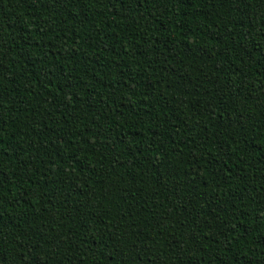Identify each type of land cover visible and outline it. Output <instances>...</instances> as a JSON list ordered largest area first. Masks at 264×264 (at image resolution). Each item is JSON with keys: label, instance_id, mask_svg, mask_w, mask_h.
<instances>
[{"label": "trees", "instance_id": "obj_1", "mask_svg": "<svg viewBox=\"0 0 264 264\" xmlns=\"http://www.w3.org/2000/svg\"><path fill=\"white\" fill-rule=\"evenodd\" d=\"M0 264H264V0H0Z\"/></svg>", "mask_w": 264, "mask_h": 264}]
</instances>
